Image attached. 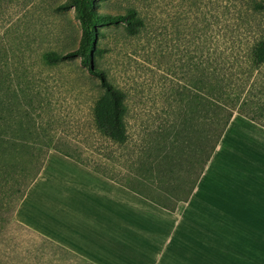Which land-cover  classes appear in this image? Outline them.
I'll return each instance as SVG.
<instances>
[{"label":"rangeland","instance_id":"rangeland-1","mask_svg":"<svg viewBox=\"0 0 264 264\" xmlns=\"http://www.w3.org/2000/svg\"><path fill=\"white\" fill-rule=\"evenodd\" d=\"M210 1L0 0V47L6 48L10 59L25 60L41 85L43 107L32 114L36 125L54 139L75 145L92 164L109 162L104 158L112 156L118 160L112 164L115 173L132 181L123 176L126 167L118 165L128 157L133 161L134 146L147 132L163 126L165 111L182 100L185 126L190 125L189 93L200 73L199 64L206 66ZM218 4L224 13L218 38L242 56L264 34V1L218 0ZM82 17L96 37L95 67L126 93L130 139L125 147L95 128L91 109L102 82L99 72L90 73L79 57L55 65L41 61L45 50L79 46ZM243 95L264 99V64L254 71ZM192 177L188 172L184 175L186 183L176 194H183ZM2 228L0 264H85L16 222Z\"/></svg>","mask_w":264,"mask_h":264},{"label":"crops","instance_id":"crops-1","mask_svg":"<svg viewBox=\"0 0 264 264\" xmlns=\"http://www.w3.org/2000/svg\"><path fill=\"white\" fill-rule=\"evenodd\" d=\"M14 219L85 264H264V126L234 113L175 210L50 149Z\"/></svg>","mask_w":264,"mask_h":264},{"label":"trees","instance_id":"trees-1","mask_svg":"<svg viewBox=\"0 0 264 264\" xmlns=\"http://www.w3.org/2000/svg\"><path fill=\"white\" fill-rule=\"evenodd\" d=\"M218 6V0H211L212 11L206 12V66L204 62L199 64L200 73L193 81L194 90L189 93L190 125L185 126L182 100L165 111V115H161L163 126L147 132L134 146L133 161L128 157L124 164L118 165L126 167L128 173L123 176H129L132 181H124L119 177L120 172L115 173L112 164L118 160L114 161L112 156L104 158L109 162L92 164L82 157L75 145L54 139L36 125L32 114L43 107L41 85L25 60L10 59L6 56V48L0 47L1 230L3 226L16 222L14 212L39 174L50 149L75 159L166 209L175 210L180 201L188 200L192 194L234 113L264 126V99H247L243 95L254 71L264 64V34L249 44L240 56L236 47L225 45L218 38L224 19ZM80 21L83 39L79 46L62 51L45 50L41 53V61L55 65L79 57L90 73L99 72L102 82L96 89L91 109L95 128L112 143L125 147L130 139L126 93L95 67L96 37L83 17ZM129 160L131 164L127 167L125 164ZM187 172L193 177L183 194H176L175 191L186 183L184 175Z\"/></svg>","mask_w":264,"mask_h":264}]
</instances>
